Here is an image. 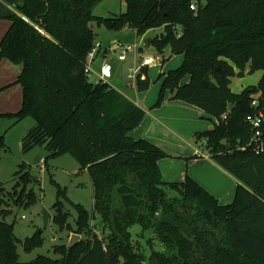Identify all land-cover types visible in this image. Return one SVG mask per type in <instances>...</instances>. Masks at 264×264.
Segmentation results:
<instances>
[{
    "label": "trees",
    "instance_id": "1",
    "mask_svg": "<svg viewBox=\"0 0 264 264\" xmlns=\"http://www.w3.org/2000/svg\"><path fill=\"white\" fill-rule=\"evenodd\" d=\"M20 1L18 12L8 17L0 60L22 66L13 82L22 87V105L0 117H12L14 123L34 120L21 148L26 153L45 146L46 164L71 154L91 177L94 207L91 214L74 203L51 175L57 187L56 223L71 229L67 202L77 212L75 232L87 237L70 251L57 246L60 258L39 255L21 262L14 222L5 220L12 210L3 207L1 198L0 264H264V151L249 145L253 129L246 120L254 113V98L264 106V0H196V11L194 0H124L126 11L114 17L94 13L103 0ZM92 23L110 31L134 27L138 36L163 27L151 45L160 54L170 47L183 62L160 73L154 107L169 95L214 119L211 129L195 136L239 181L232 202L222 203L189 174L182 181L164 180L160 161L167 153L147 138L131 136L146 111L85 72L98 37ZM257 70L263 75L256 85L232 89L233 77ZM143 71L146 78L136 80L139 91L151 86L147 68ZM6 148L0 135V153ZM14 177L11 199L26 208L35 205L38 195L29 188L35 180L28 164H20ZM5 192L0 184V195ZM92 221L102 226V234ZM135 224L141 226L139 236L150 231L148 242L158 240L163 249L152 248L146 255L133 239ZM43 243L37 231L25 239L24 249L30 252Z\"/></svg>",
    "mask_w": 264,
    "mask_h": 264
},
{
    "label": "rangeland",
    "instance_id": "2",
    "mask_svg": "<svg viewBox=\"0 0 264 264\" xmlns=\"http://www.w3.org/2000/svg\"><path fill=\"white\" fill-rule=\"evenodd\" d=\"M124 11H126V3L124 0H103L97 4L94 9L96 15L104 17H114L120 15ZM1 12H5V9H1ZM9 15L2 17H4L3 19H8ZM92 27L94 28L99 38L98 41L101 42L102 46H113L118 41L124 45H138L140 48V51L138 50L139 54L134 51H129L126 53L127 59L124 61H121L118 58V55L121 52V49H119L117 51L111 50L108 56H104L101 53L91 64L92 68L96 71H99L100 66L106 62L105 60L112 65H115L117 76H114L111 81L115 84L116 88L124 91L129 95L128 98L131 100H136L138 97L143 105L147 107L152 105L151 109H154L153 107L158 100L162 85V79L159 78L160 73L180 66L183 61V56L181 54H173L170 47L165 49V54L158 53L153 45L146 47L145 40H142V37L137 35V31L134 27L127 26L120 31H110L104 26H98L96 23H92ZM162 31L163 27L151 29L146 37H152ZM141 54L145 57L156 59L154 64L146 67L151 86L145 91H139L136 81H131L132 79L128 78V69L137 64L138 57ZM171 54L179 57L171 58ZM163 55H165L166 58H164ZM168 56H170V58H167ZM3 59L6 58H2V60ZM10 72L11 71H8V69L1 71L0 78L4 76V80L7 79L10 76ZM262 75V70H257L254 73L246 72L243 75H237L232 78L231 87L235 92H239L249 86L256 85ZM95 77L96 76L93 74L90 77V80L94 81ZM15 86H17V84H11L7 87L9 89L3 88L0 90V111H3L0 113L17 112L20 109L23 98L22 88L19 96L13 94V92L4 93L10 90V87L12 88ZM6 97L7 99L5 100ZM14 99H19V102L17 103ZM198 121L201 122V125H199L200 128H197L198 130H195L197 132L209 130L214 125V119H210L205 113L199 115ZM14 122L15 120L12 117H0V135L5 134L7 145L6 150L1 151L0 153V184L3 185L7 193L5 192L0 195V199H4V208L12 210V214L8 215L5 220L10 223L14 222V232L19 239V242L17 243V251L21 262L32 261L39 255L60 258L61 254L55 253V248L61 245H67L69 247L71 235L76 233L77 212L71 204L65 202L64 211L69 213L68 220L72 227L71 229H61L56 223L54 218L57 215V211L56 209H53V205L57 200V187L51 182V175L62 187L67 189V194L74 203L85 206V208H87L92 214L94 207V187L91 177L87 170L81 169V166L71 154H64L55 158H50L46 164L44 162V157L49 154V151L45 146H36L29 152H23L21 148V137L28 132L35 122L31 118H27L15 125V128H12ZM134 134L135 137H139V131ZM151 135H153L152 141L160 144V147L167 153V156L161 160V168L164 172V179L166 181H175L179 177V173L182 171L190 175L189 169L195 171V168H198L200 172L205 170V167H202V165L195 167L193 163L196 158L202 159L203 157L201 156L203 154H209L205 146V140L198 139L195 136L194 131H188L187 136L182 139L177 138L175 134H172L169 128L164 132L160 131V129L154 132L151 131ZM196 149L198 150L197 152H195ZM38 156H41V160L37 162L36 159ZM22 163L28 164V168L32 175L38 178L35 180L34 184L29 186V188L34 187V190L38 195V202L28 208L24 205H17L14 199H11L12 197L9 195L13 192V186L18 179L14 177V174ZM210 173L214 177L216 184H218L219 179L220 181H223L221 177L218 178L213 172ZM44 210L49 211L51 214L47 225L44 224L43 220ZM24 215L25 217H23ZM91 225L92 227H95L97 232L102 234V226L97 223V221H92ZM130 230L133 234L134 241L139 242L142 251L146 255L151 252L152 248L156 250L163 249V245L158 240H154L151 244L148 242L152 235L150 231H147L145 236L138 235L142 230L140 225L135 224ZM37 231H42L44 243L42 246L28 252L24 249V241L27 237H31ZM107 233H105L104 236H106ZM80 235L83 238L87 237L84 234Z\"/></svg>",
    "mask_w": 264,
    "mask_h": 264
},
{
    "label": "crops",
    "instance_id": "3",
    "mask_svg": "<svg viewBox=\"0 0 264 264\" xmlns=\"http://www.w3.org/2000/svg\"><path fill=\"white\" fill-rule=\"evenodd\" d=\"M21 4L20 0H0V43L8 31L10 27V20L9 19H3L2 16L11 15L14 12H18V8ZM5 9V12H1V9ZM2 18V19H1ZM151 31V30H150ZM149 31H147L142 37V40H147V38H153L152 37H146ZM99 38L97 37V41ZM108 45L102 46L97 52L94 60L97 56H99L101 53L104 56H108L110 51L108 50ZM165 54V53H164ZM164 58L165 55H163ZM172 57H179L171 54ZM167 58H170L168 56ZM183 59V58H182ZM93 60V61H94ZM107 61V60H105ZM183 62V61H182ZM113 66V76H117V69L115 65ZM11 71L10 76L4 80V76L0 78V90L3 88H7L9 85L13 84V82L16 80L17 76L19 75L22 66L16 65L10 62L8 59H1L0 60V72L3 70ZM100 69V68H99ZM96 71V70H95ZM95 78H97V74H95ZM111 78V79H112ZM109 80V84H111L114 88H116L115 84ZM21 85L17 84L15 87H10V90L4 92L9 93L13 92V94H17L19 96ZM9 89V88H7ZM121 93H123L125 96L127 95L124 91L120 90L119 88H116ZM1 92V91H0ZM7 97L5 98V100ZM16 100V99H14ZM137 105L142 107L146 111V115L142 123L131 132V136L133 134L134 138H147L149 140H153V135H151V131H165L167 128L171 131L172 134H175L177 138H184L187 136V132H193L196 133L198 130L197 128H200L199 125H201V122L198 121L199 115L204 114V112L199 109L198 107H195L193 105L187 104L183 101L179 100H169V95L167 96L165 102L157 108L153 107L154 109H151L152 105L150 107H147L141 103L140 98L137 97L136 100L132 99ZM17 103L19 102V99L16 100ZM3 112V111H0ZM27 119V118H26ZM23 121V120H22ZM20 121V122H22ZM20 122L14 123L12 128H15V125L19 124ZM139 131V137H135L134 133H138ZM190 134V133H189ZM5 135V134H4ZM132 136V137H133ZM152 136V137H151ZM22 139V137H21ZM188 139V138H186ZM156 143V142H154ZM160 146V144L156 143ZM198 150L196 149L195 152ZM197 154V153H196ZM203 154V153H202ZM198 155V154H197ZM202 159L196 158L193 163L195 167H199V165H202V167H205V170H202L201 172L198 170V168H195V171L192 169H189V173L192 177H194L202 186H204L208 191H210L212 194H214L219 200H227L223 202H232L234 200L235 196V190L237 187V184L239 181L233 177L230 173H228L226 170H224L221 166H219L210 156V154L202 155ZM160 167H161V161H160ZM162 170V168H161ZM163 172V170H162ZM210 172H213L216 176L221 177L223 181H220L218 184H216L214 177L211 175ZM186 172H180L179 177L175 181H182L186 177ZM163 178H164V172H163ZM165 180V179H164ZM173 181V180H168ZM221 201V202H222ZM222 202V203H223ZM228 202V203H230Z\"/></svg>",
    "mask_w": 264,
    "mask_h": 264
},
{
    "label": "built area",
    "instance_id": "4",
    "mask_svg": "<svg viewBox=\"0 0 264 264\" xmlns=\"http://www.w3.org/2000/svg\"><path fill=\"white\" fill-rule=\"evenodd\" d=\"M191 8L193 10H197V2L196 0L193 1L191 4ZM101 47V42L97 41L91 51L88 54V62L86 64L85 72L87 76L90 78L93 74H97V78H95V82H107L109 83V80L113 76V66L109 62H104L101 66L99 71H95L92 68V61L94 60L97 52L99 51ZM121 49L120 54L118 55L119 60L124 61L127 59L126 53L129 51H134L135 53L140 51V48L138 45H124L121 42H117L113 46H109L108 50L111 51H117ZM158 59V58H157ZM156 62V59L152 57H145L144 55H140L138 57L137 64L128 69V78L132 79L131 81H136L138 75L141 76L142 79L145 78L144 68L148 67L151 64H154ZM252 106L254 107V113H251L247 115V122L252 126L253 129V135L252 139L249 142V145H253L254 149L257 153L264 151V106H260V101L258 98H254L252 100ZM25 217V215L23 216Z\"/></svg>",
    "mask_w": 264,
    "mask_h": 264
},
{
    "label": "water",
    "instance_id": "5",
    "mask_svg": "<svg viewBox=\"0 0 264 264\" xmlns=\"http://www.w3.org/2000/svg\"><path fill=\"white\" fill-rule=\"evenodd\" d=\"M181 30L183 31L184 28L182 27ZM152 43V38H147L146 42H145V46L149 47ZM219 70V69H218ZM250 92V90H249ZM39 160H41V156H38V158L36 159V161L38 162ZM38 178L36 176H34V180H37ZM51 217V214L49 211L44 210L43 211V220H44V224L47 225L49 222V219ZM82 239V236L80 234H72L71 238L69 240V251L72 249V246L77 243L79 240Z\"/></svg>",
    "mask_w": 264,
    "mask_h": 264
}]
</instances>
